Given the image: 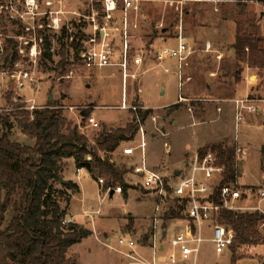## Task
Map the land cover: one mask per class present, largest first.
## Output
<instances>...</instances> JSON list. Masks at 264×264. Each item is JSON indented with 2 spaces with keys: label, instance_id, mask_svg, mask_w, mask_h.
<instances>
[{
  "label": "rangeland",
  "instance_id": "rangeland-1",
  "mask_svg": "<svg viewBox=\"0 0 264 264\" xmlns=\"http://www.w3.org/2000/svg\"><path fill=\"white\" fill-rule=\"evenodd\" d=\"M190 1H193L191 4L196 6L192 10L191 18H186L185 14L191 6L189 4L183 6V27L187 21L190 24L186 25H189L192 35L194 32L197 33V38L190 42L196 50L194 57L191 60L188 58L184 66V74L190 80H185L179 89L174 63L166 62L164 66L155 63L147 68L144 76L142 75L138 80L128 81L127 88L122 89L121 74L117 67L87 71L77 64L76 59L72 62L71 51L67 53L69 64L63 70L54 69L59 60L56 52L59 50L60 30L46 28L43 32L45 35L54 37L52 40L53 65L49 63V68L46 69L42 66V63L46 61L41 60V53L36 56L31 54L35 44L31 43V39H34L36 31L43 22L51 21L50 11H62L59 15L62 18L61 27L67 26L69 33H76L78 37L91 34V23L83 16L91 11L92 0H0V109L9 108L8 101L15 103L16 97H21L25 106L33 100L38 108L54 102L67 119L78 124L82 122L81 112L88 111L89 116H93L99 124L97 128L85 127V123L81 125L85 127L81 132L85 133L90 144L94 143L93 136L103 126L125 127L132 122L136 109L149 110L144 120L140 118L134 120L139 129L133 139L123 142L113 153L102 155L108 157L116 166L127 170L124 178L131 186L127 190V197H124L122 193L111 195L109 192L105 195V190L99 185L98 180L92 178L86 171L78 176L75 172L77 168L74 169L64 161L66 177L76 182L81 192H70V198L61 200L60 203L66 208V219L71 217L72 222L90 231L87 238L68 250L69 258L77 264H140L136 259L131 258L130 254L140 256L136 249L142 244L143 236L150 230L154 200L146 191L134 185L137 178L132 174V166L140 163V151L135 149L133 157L128 158L123 155V148L128 146L136 148L143 135L146 144V161L154 169L161 172L179 170L203 146L224 140H227L229 145L233 144L234 104L229 100L230 97L248 95L256 100L264 99V68L251 69V72L247 73L248 69L242 65L244 69L239 82L235 81L234 71L231 72L230 66L225 63L223 68L220 67L222 70H219L218 75L223 71L229 72H224L226 74L223 75V73L221 79L217 78L218 75L209 77L207 74V81H204L197 79L198 74L194 73L195 66L205 68L207 64L209 68H212L216 64L202 52L201 45L205 38L213 37L214 40H218L219 36L223 35L231 41L234 36L233 30H235L234 19L240 31L248 32L245 25L247 20L244 16V6H248L247 12L253 8L257 19L264 5L257 3V0H187V2ZM47 2H51V5L48 6ZM237 2H242L244 6L237 7ZM217 5L218 9H221L219 12L218 9H214ZM224 5L229 6L228 10L233 11L235 15L229 18L231 14L227 13L228 16L223 17ZM167 8L168 11H166ZM198 19L201 23L197 22ZM99 20L101 21V18ZM155 20L154 23L152 19L146 21L148 32L140 31L139 35L144 36L143 42H151L152 36L156 38L161 35L160 30L155 27L158 22L168 26L169 32L173 30L175 33L178 13L173 7L166 5L164 0H159L156 5ZM200 24L203 25L200 27ZM262 26L264 21L261 23ZM198 32L202 41L197 40L200 39ZM18 34L23 36H17ZM113 35L115 43L118 44L119 34ZM7 40L17 42L16 50L19 57L12 66L9 60H5L4 48L8 43ZM136 41L142 42L139 38ZM27 42L30 44L26 45ZM218 43L224 45V51H228L230 42L219 40ZM38 45L39 43L37 50L41 49ZM138 46L136 48L146 50L142 43ZM147 46L149 47L148 44ZM148 47L146 48L150 49ZM225 57V60L230 62L231 58ZM150 59L152 56L146 50L145 62L147 63ZM164 67L168 68L169 72H165ZM20 70L29 71L33 81L17 89L12 73ZM205 84L209 86L206 87ZM125 90L127 94L124 93ZM123 94L126 95L127 107L124 110L119 108L123 98L125 99ZM191 101H195L196 104L191 105ZM176 103L182 105L168 111L169 106ZM258 106L262 109V104L258 103ZM131 107L136 109L133 110ZM262 121H264V113L245 112L243 121L239 124L240 145L245 146L249 151L242 162L243 169L238 180L239 185L244 188L247 186L255 189L260 181L259 149L264 136ZM11 137L21 143L32 144V141L28 140L15 124L11 129ZM55 188L61 189L59 184H55ZM258 203L257 198L250 195L242 205L254 206ZM261 207L264 208V201L261 202ZM97 210L99 213H96ZM182 226L180 222L172 221L167 238L179 232ZM261 232L264 233V227ZM121 237L126 240L133 239L138 244L134 252L119 244L118 240ZM231 257L230 251L225 254H216L213 244L206 241L201 247L199 264H264V244L240 247L234 262Z\"/></svg>",
  "mask_w": 264,
  "mask_h": 264
},
{
  "label": "trees",
  "instance_id": "trees-1",
  "mask_svg": "<svg viewBox=\"0 0 264 264\" xmlns=\"http://www.w3.org/2000/svg\"><path fill=\"white\" fill-rule=\"evenodd\" d=\"M257 3L264 5V0H257ZM91 7L100 10L99 0H92ZM44 31L39 29L34 36L35 39L42 38L41 60L46 61L42 66L48 69V64L54 63V37L45 35ZM59 32V50L56 52L59 60L54 69L63 70L69 64L67 53L74 51V59H77L80 45L76 41L78 34L69 33L67 26L63 25ZM7 42L5 60H9L12 66L19 57L17 42ZM259 47V38L237 34L233 45L236 82L240 81L242 65L264 68V56L259 55ZM16 100L15 103L8 101L9 108L0 109V264H77L69 258L68 250L87 238L90 231L74 222L62 223L66 219V208L60 205V201L68 200L70 192L79 191L76 183L65 182L61 176L64 160L74 158L76 168H83L96 180L103 179L104 188L120 186L122 195L127 197V190L131 187L124 178L127 170L102 155L113 153L123 142L133 139L139 129L134 120H144L149 110L136 109L132 122L125 127L103 126L93 136L94 143L90 144L79 129L86 122L88 111L81 112L82 122L78 124L67 119L54 102L30 111L25 108L21 97ZM180 105L173 104L168 111ZM14 124L32 141L31 145L12 139ZM207 150L217 152L219 163L225 167L224 177L212 198L218 202V190L225 184L238 183L241 171L234 161V147L227 140L203 146L198 152L203 154ZM55 184L62 188L56 189ZM254 191L253 187L248 190L241 187L243 195ZM219 221L235 232L234 242L229 247L233 262L240 247L264 244V233L259 229L264 222V213L224 209ZM149 236L150 230L143 236L142 243L147 244Z\"/></svg>",
  "mask_w": 264,
  "mask_h": 264
},
{
  "label": "built area",
  "instance_id": "built-area-1",
  "mask_svg": "<svg viewBox=\"0 0 264 264\" xmlns=\"http://www.w3.org/2000/svg\"><path fill=\"white\" fill-rule=\"evenodd\" d=\"M142 0H99L101 4L100 10L91 8L85 19L89 21L92 33L83 37H78L76 41L80 47L78 49L77 64L87 71H97L105 67H118L121 72L123 89L126 87L128 79L138 80L144 74L141 68L143 64L145 50L133 48L130 43V27L137 28L136 23H131L130 14H137L140 10ZM166 5L173 7L178 13V22L175 26L174 44L156 47L153 50V56L158 64L164 61H174L176 64V73L178 76V87L181 89L185 80H190L184 74V66L193 52L192 48L186 43L183 33V6L185 0H164ZM50 6L51 2H47ZM50 22H43L40 30L61 29L62 11H50ZM119 15V25H115L116 15ZM101 18V21L99 20ZM159 29L163 27V23L157 26ZM30 31V29L28 30ZM119 33L120 42L115 43L112 33ZM31 39V43H35L32 47L31 54L40 55L42 38ZM35 40V41H34ZM29 42H27L26 45ZM152 47V44L149 45ZM119 50V51H118ZM21 51V50H20ZM72 62L74 61V51ZM117 52H119L117 54ZM166 72L168 68L164 67ZM15 79L17 89H21L27 82L33 79L29 71H18L12 73ZM125 93V92H124ZM28 101V100H27ZM234 104V127L235 136L232 140L234 147L235 164L242 170L243 160L248 156L249 151L245 146H241L239 142V124L243 121L244 113L260 114L264 113V99L256 100L245 97H236L231 99ZM29 102V101H28ZM30 104L25 106L27 110L38 109L34 101L30 100ZM262 104V109L258 106ZM120 108H127L125 102ZM133 110L136 107H131ZM220 110V108H218ZM264 128V121L261 122ZM98 122L93 116L86 118L85 127L97 128ZM85 127L79 126L82 130ZM145 141L143 135L141 141L136 148H123V155L133 156L135 149L140 151V163L132 166V174L139 178V186L146 191L154 200V208L151 216L150 236L146 245L149 257L132 256L140 264H199L201 247L206 241L213 244L216 254H225L229 251L235 239V232L232 227L219 221L222 210H231L237 212H261V202L264 201V136H262V144L260 147V181L256 186L254 195L259 201L257 205L245 206L240 203L244 195L241 193L242 185L225 184L218 190L219 201L216 202L212 198L216 187L224 177L225 167L218 161L217 152L207 150L200 154L195 152L187 161L184 167L175 170L171 175L166 176L163 172L153 170L148 167L145 157ZM83 168H77L76 174L79 176ZM178 172V174H176ZM99 185L103 187V179H98ZM105 195L113 191V193H121V187L104 188ZM99 213V210L96 211ZM173 213L176 216H173ZM177 215L183 216L182 218ZM176 221L183 224L182 229L170 238L168 234V221ZM72 222V218L64 219L63 224ZM264 227V222L260 224ZM209 236H206L208 235ZM109 240V239H108ZM120 245L126 246L131 251H135L138 244L133 239L118 240Z\"/></svg>",
  "mask_w": 264,
  "mask_h": 264
},
{
  "label": "crops",
  "instance_id": "crops-1",
  "mask_svg": "<svg viewBox=\"0 0 264 264\" xmlns=\"http://www.w3.org/2000/svg\"><path fill=\"white\" fill-rule=\"evenodd\" d=\"M158 1L159 0H142L141 1V3H140V10H139V12L137 13V14H135V13H131L130 14V21H131V23L133 24V23H136L137 24V28H133V27H130V35H131V39H130V43H131V46L133 47V48H136L139 44H141L142 43V45H143V48H145L146 50H147V52L149 51L150 52V54H151V56H152V59H150L149 61L147 60V63L145 62V54H144V59H143V64H142V69L146 72V70H147V68L149 67H151V66H153L155 63H157L158 64V62H157V60L154 58V56H153V50L156 48V47H159V46H163V45H173L174 44V32H173V30H172V32H169L170 30H169V27L167 26H163L162 28H158L157 26H158V24L160 23V22H158L156 25H155V27L157 28V29H159L160 30V32H161V35H159L158 37H156V38H154L153 36H152V41L151 42H143L144 40H143V35H139L140 34V31H143L144 33L145 32H148L147 31V29H146V27H147V25H145V23H146V21L148 20V19H152V21H153V23H154V21H156L155 20V12H156V5H158ZM193 1H190V2H187V0H185V4H189L190 6H191V8L190 9H188V10H186L185 11V14H186V18H191V16H192V10H194V7H196L194 4H191ZM238 3V5H237V7H239V6H244L243 4H241L242 2H237ZM260 4V3H259ZM145 6H147V7H151V8H149V9H146V7ZM223 7H225V8H223L224 10H225V12H224V16L223 17H225L226 18V16H228V14H231V15H229V18H231L232 16H234L235 14H233V11H231V10H228V7L229 6H226V5H224ZM247 8H248V6L246 5V6H244V12H245V17H246V23H245V25H246V27H247V30H248V32H245V31H240L239 29H238V27H237V22H236V19H234V21H235V30H233V34H234V36H233V39L231 40V41H229L228 39H226L223 35H221V36H219V38H218V40H214L213 39V37L211 38V39H207V38H205L204 40H203V44L201 45V48H202V52L203 53H205L206 55H207V57H209V58H211V59H213L214 61H215V67H212V68H209V66L207 65V64H205V68H203V67H201V66H199L198 68H196V66L194 67L195 68V71H194V73H196V74H198L197 76L198 77H196V74H194L195 75V77L197 78V79H200V80H204V81H207L206 79H207V77H206V75L208 74V76L209 77H215L216 75H218V73H219V70L221 69L222 70V66L224 65V63L225 64H228L229 66H230V68H231V72H233L234 71V73H235V65H236V61H235V52H234V48H233V45H234V43H235V39H236V36H237V34L238 33H240L241 32V34H247V35H252V36H255V37H257V38H259L260 39V47H259V49L261 50V52H260V56H264V31H261L262 29H264V26H262L261 27V23H262V21H264V9H262V10H260L259 11V15H258V18L256 19L255 18V13H254V9L252 8V9H250V6H249V11L247 12ZM214 9H218V5H217V8L215 7ZM170 10V12H173L171 9H169ZM246 10V11H245ZM166 11H168V8L166 9ZM219 11H221V9H218V12ZM228 13V14H227ZM227 14V15H226ZM246 14H247V16H246ZM251 16V17H250ZM199 17V16H198ZM190 22V21H189ZM197 22H199V23H201L200 22V20L198 19L197 20ZM120 24V22H119V15L117 14L116 15V21H115V25H119ZM186 24H190V23H187V21L185 22V25H184V27H183V33H184V37H185V40H186V43L188 44V46H190L191 48H192V50H193V52L191 53V55L189 56V60H191L193 57H194V54H195V49L192 47V45H190L191 43L190 42H192V41H194V38L196 39L197 37H196V35H197V33H195L194 32V35H192V33H191V31H190V29H189V25H186ZM203 24H200V27L202 26ZM198 30H196V32H197ZM114 33H117V32H113L112 33V35L114 34ZM172 33V34H171ZM199 33L200 32H198V37L200 38V35H199ZM117 34H119V33H117ZM141 34H143V33H141ZM114 36V35H113ZM137 38H139V40H142V42H138V41H136V39ZM115 40V39H114ZM197 40H200V41H202L201 40V38L200 39H197ZM219 40H221V41H228V42H230V44H229V46H228V51L226 52V51H224L225 50V47H224V45H221L220 43H218L219 42ZM137 43H139L138 45H136ZM147 44L148 45H150V44H152V47H148L147 46ZM195 44H193V46H194ZM138 47H140V46H138ZM146 47H148V48H150V49H147ZM146 50H145V52H146ZM247 50V49H246ZM225 56H228L229 58H231V60H230V62L229 61H227V60H225ZM227 57V58H228ZM166 62H173L174 64V68H175V71H176V64H175V62L174 61H164L163 63H161V64H158V65H161V66H164V64L166 63ZM244 67L246 66V69H248L246 72L247 73H249V72H251V69L253 70V69H259V68H257V67H251V66H248V65H243ZM220 67H222V68H220ZM118 68V67H117ZM119 69V68H118ZM244 69V68H243ZM262 69V68H261ZM119 71H120V69H119ZM165 71V70H164ZM243 71V70H242ZM241 71V72H242ZM145 72H144V74H145ZM166 72V71H165ZM169 72V71H168ZM224 72H229V71H223V72H221L220 73V75H218L217 76V78L218 79H221V76H222V74L224 73ZM226 73H224L223 75H225ZM120 74H121V72H120ZM144 76V75H143ZM192 77H193V75H192ZM121 80H122V78H121ZM132 79H128L127 80V83H128V81H131ZM240 80H241V73H240ZM127 83H126V88H127ZM204 83H207V82H204ZM206 85V87L207 86H209V84H205ZM179 88V87H178ZM122 89H123V83H122ZM125 93L127 94V92H126V90H125ZM123 95H125V94H123ZM234 98H236L235 96H233V97H230V99L229 100H231V99H234ZM179 99H183L182 97L180 98L179 97ZM123 101L125 102V105H126V95H125V99L123 98V100H122V103H123ZM138 107V106H137ZM120 108V107H119ZM219 108V107H218ZM120 109H122V110H124V109H127V108H120ZM225 139H227V138H225ZM262 144V143H261ZM121 146V145H120ZM119 146V147H120ZM118 147V148H119ZM261 147V146H260ZM259 153H260V149H259ZM126 157H128V158H132L133 156H126ZM65 162H68L69 164H70V166H72L74 169H76V166H75V160H74V158H68V159H66V160H64ZM182 162H184V161H182ZM146 163H147V165H148V167L149 168H151V169H153V170H156V169H154L153 168V166H151L147 161H146ZM66 169V168H65ZM63 170V172L61 173V176H62V178H63V180L66 182V181H71V182H74L73 180H70V179H68L67 177H66V175H65V172H66V170ZM242 169H243V166H242ZM175 171V169H173V170H171V172H169V170L168 171H166V172H163L164 173V175H166V176H169V175H171L172 174V172H174ZM177 171V170H176ZM76 172V171H75ZM241 173H242V170H241ZM81 175V174H80ZM79 175V176H80ZM90 175V174H89ZM134 175V174H133ZM136 178H137V181L134 183V185L135 186H139L138 184H139V178L136 176V175H134ZM74 183H76V182H74ZM77 184V183H76ZM59 186H60V188H62L61 187V185L59 184ZM77 186H78V188H79V192H81V189H80V186L77 184ZM140 187V186H139ZM244 187V186H243ZM247 189H249V187H247V186H245ZM140 189H141V187H140ZM143 190V189H142ZM250 195H254V192H246L245 194H244V198H243V200H241L240 201V203L242 204V203H244V201H247V199H248V197L250 196ZM255 196V195H254ZM61 205V204H60ZM62 206V205H61ZM63 207V206H62ZM69 218H71V217H69ZM172 222V220H170V221H168L167 222V227H168V229L170 228V223ZM261 226H259V229H260V231H262V227L260 228ZM144 245H146V244H144V243H142L141 245H140V247L139 248H137L136 249V251H137V253H139L140 254V256H142V257H144V258H147V257H149V252H148V250H147V247L146 246H144ZM227 252H229V251H227Z\"/></svg>",
  "mask_w": 264,
  "mask_h": 264
},
{
  "label": "water",
  "instance_id": "water-1",
  "mask_svg": "<svg viewBox=\"0 0 264 264\" xmlns=\"http://www.w3.org/2000/svg\"><path fill=\"white\" fill-rule=\"evenodd\" d=\"M83 114V113H82ZM176 174H178V172H176ZM113 194V191H111V195Z\"/></svg>",
  "mask_w": 264,
  "mask_h": 264
}]
</instances>
